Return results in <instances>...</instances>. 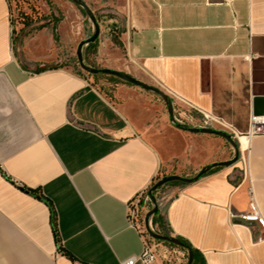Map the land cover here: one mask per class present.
Here are the masks:
<instances>
[{"label": "crops", "instance_id": "crops-1", "mask_svg": "<svg viewBox=\"0 0 264 264\" xmlns=\"http://www.w3.org/2000/svg\"><path fill=\"white\" fill-rule=\"evenodd\" d=\"M84 2L100 33L80 59L96 31L82 8L61 3L64 15L21 36L17 56L11 4L0 0V264H121L139 255L143 235L129 226L128 203L166 176L193 178L233 159L239 144L247 172L238 160L164 185L153 221L186 241L196 264H264L262 227L239 218L251 189L264 216V136L235 148L218 134L225 129L185 128H199L200 117L187 103L240 134L264 115V0ZM81 63L157 89L173 112L158 93Z\"/></svg>", "mask_w": 264, "mask_h": 264}, {"label": "built area", "instance_id": "built-area-1", "mask_svg": "<svg viewBox=\"0 0 264 264\" xmlns=\"http://www.w3.org/2000/svg\"><path fill=\"white\" fill-rule=\"evenodd\" d=\"M185 102V101H184ZM186 103V102H185ZM190 108L200 114L197 120V127L213 129L222 128L229 132V135L237 142L240 143L241 137L252 138L254 136H264V115H252L250 122V129L247 134H240L233 127L227 124L223 119L205 112L192 104L187 103ZM239 161L242 163L245 172L248 170V148L246 150L241 149L239 144ZM151 189L140 192L131 202L127 205V219L129 226L141 232L143 235L144 247L143 251L136 256L130 257L124 260L121 264H154L159 258L163 260L165 264H180L181 259L189 254L183 248L179 246L168 244L158 241L151 236L146 227V217L150 212L149 208L153 205V197L150 194ZM154 196H156L154 194ZM239 218L243 221L257 222L264 232V216L260 212L252 189L250 190V210L248 212L241 213ZM153 216L150 219V229L154 233H159L154 226ZM160 234V233H159ZM174 237V236H172ZM177 238V237H175ZM263 238H259L262 241Z\"/></svg>", "mask_w": 264, "mask_h": 264}, {"label": "rangeland", "instance_id": "rangeland-1", "mask_svg": "<svg viewBox=\"0 0 264 264\" xmlns=\"http://www.w3.org/2000/svg\"><path fill=\"white\" fill-rule=\"evenodd\" d=\"M11 4V22L13 30L14 48L17 52L19 47V39L21 36H28L40 30V28L50 19L63 16L64 12L60 10L59 5L63 2H71L72 0H9ZM69 14V12H68ZM85 16H88L85 14ZM20 56V55H19ZM75 59V58H73ZM65 65L72 68L75 72H81L82 69L76 60H68ZM95 86L106 96H110L111 88L102 84L100 81H95ZM165 188V187H164ZM164 188L158 189L155 192L156 197L161 198ZM152 189V188H151ZM158 191L160 193H158ZM155 226V225H154ZM160 233L167 235L168 232L164 225L155 227ZM181 249V248H180ZM184 250V249H182ZM180 264H188V256L181 259Z\"/></svg>", "mask_w": 264, "mask_h": 264}, {"label": "water", "instance_id": "water-1", "mask_svg": "<svg viewBox=\"0 0 264 264\" xmlns=\"http://www.w3.org/2000/svg\"><path fill=\"white\" fill-rule=\"evenodd\" d=\"M72 1H73L74 4H76L78 7L82 8L86 12V14L91 18V20L93 21V23L96 26V31H95L94 36L91 39L85 41L79 47L78 54H79V58L82 59V51H81L82 50V46L84 44H90V43L96 41L98 39V36H99V33H100V28H99V25L97 24L96 17L94 16V14L90 10V8L87 6V4L84 2V0H72ZM81 66H82V68L84 70L89 71L91 73H100V72H103V74L113 75V76L119 77V78L123 79L124 81L130 82V83H140V84H138L139 86H142L143 88H145L147 90L154 91V92L158 93L159 95H161L165 99V101L168 103V105L170 106V111L173 112L172 102L168 99L167 96H165L162 92L158 91L157 89L152 88V87H149V86H147V85H145V84L137 81L133 77H131V76L127 75V74L121 73V72H117V71H113V70H108V69H103V70L91 69V68H88L83 63H81ZM256 113L254 115H256ZM185 128H187V129H189L191 131L197 132V133H199V132H202V133H216L215 131H213L211 129H206V128H196V127H185ZM218 134H220L223 137H225L230 143H232V145L235 148H237V142L230 135H227L225 133H218ZM239 155H240V151L238 149H236V154H235V157L233 159H231L229 161H225V162L213 164L211 166L205 167L204 169H206V168H212L214 166H218V167L226 166L227 167V166L234 165L239 160ZM180 179H182V177L177 176V175L166 176L162 180L158 181L152 187V189L150 190V194L153 197V203L155 204V207H154V209L152 211H150L147 214V217H146V227H147L149 233L151 234V236L154 237L155 239H157L158 241L165 242V243L172 244V245H176V246H179L180 248H183V249L187 250L188 253H189L188 264H192L193 263V253H192L191 249L188 248V247H186L178 238H175V237H172V236H168V235H162V234H159V233H154L150 229V219L158 211V207L156 205V197L154 196L155 192L159 188H161L162 186H164L166 183L171 182V181H174V180H180ZM197 179L198 178H194V179L193 178H189V179H185V181H186V183H192L194 181H197Z\"/></svg>", "mask_w": 264, "mask_h": 264}, {"label": "trees", "instance_id": "trees-1", "mask_svg": "<svg viewBox=\"0 0 264 264\" xmlns=\"http://www.w3.org/2000/svg\"><path fill=\"white\" fill-rule=\"evenodd\" d=\"M83 12L86 14V12L83 10ZM87 15V14H86ZM55 36L57 37V39H58V35H57V33H56V30H55ZM97 41V40H96ZM100 73H102L103 74V72H100ZM112 73V72H111ZM130 83V82H129ZM131 84H135V85H138V84H140V83H131ZM217 168H219L218 166H214V167H212V168H206V169H203V170H201L195 177H193V179L194 178H198L197 180H199L200 178H202L203 176H205V175H208V174H210L211 172H213L214 170H216ZM185 179H189V178H182V179H180V180H174V181H171V182H168V183H166L165 185H169V184H187L186 183V181H185ZM163 187V186H162ZM169 236V235H168ZM186 247H188V248H190L191 249V251H192V253H193V264H196V262H197V254H196V252L190 247V245L186 242V241H184V240H182V239H180V238H178ZM65 254H67L69 257H73L70 253H65Z\"/></svg>", "mask_w": 264, "mask_h": 264}, {"label": "bare ground", "instance_id": "bare-ground-1", "mask_svg": "<svg viewBox=\"0 0 264 264\" xmlns=\"http://www.w3.org/2000/svg\"><path fill=\"white\" fill-rule=\"evenodd\" d=\"M240 141H241V144H242V141H243V143H245V144H249V139H248L247 137H241V138H240Z\"/></svg>", "mask_w": 264, "mask_h": 264}]
</instances>
